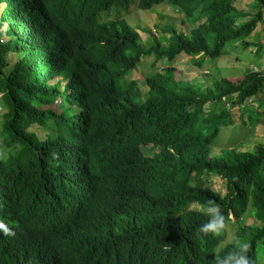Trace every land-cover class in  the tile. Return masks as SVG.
I'll use <instances>...</instances> for the list:
<instances>
[{
	"label": "trees",
	"instance_id": "16d2710c",
	"mask_svg": "<svg viewBox=\"0 0 264 264\" xmlns=\"http://www.w3.org/2000/svg\"><path fill=\"white\" fill-rule=\"evenodd\" d=\"M3 1L8 3L4 19L12 38L3 51L12 49L17 54L9 78L22 77L35 89L30 98H18L21 105H15L11 114L15 142L5 148L9 157L4 160L19 158L7 163L0 191L4 212L18 219L16 228L23 233L1 249L0 264H213L214 257L227 252H216L215 232L197 230L210 219L203 208L246 207L250 198L259 209L262 226L244 227L245 255L248 264H260L264 259V149L257 154L238 153L235 162L211 159L218 119L212 120L213 112L205 116L203 108L207 101L234 93V104L264 93V76L250 72L236 82L222 78L206 91H198L176 84L171 67L165 75L149 79L151 102L145 106L122 99V92L134 82L121 81L138 66L142 54L155 53L157 60L172 61L185 52L203 60L222 55L232 41L245 48L256 46L255 53L264 51V36L258 46L246 41L264 19V0H256V12L250 15L235 6L236 0H140L141 9L168 3L190 21L205 18L190 34L170 29L169 43L149 51L143 50L138 33L122 19L100 20L104 12L128 10L135 0ZM71 50L82 54L69 60ZM1 68V99L7 103L15 98ZM56 76L66 81L63 90L61 81L50 84ZM47 96L74 103L77 114L70 117L48 110L42 119L31 108L33 102L53 99ZM259 99L264 106V97ZM225 116L230 120L229 112L217 118ZM36 122L58 135L61 151L69 154L77 173L87 174L73 195L71 218L51 232H44L41 224L46 215L40 210L54 192L29 168L32 146L26 137ZM149 145L154 147L148 149L151 155L144 148ZM20 158L29 171L21 173ZM203 171L226 176L227 194L192 185L194 173ZM66 183L73 187L71 180ZM192 204L201 208L189 209Z\"/></svg>",
	"mask_w": 264,
	"mask_h": 264
},
{
	"label": "clouds",
	"instance_id": "9594fccd",
	"mask_svg": "<svg viewBox=\"0 0 264 264\" xmlns=\"http://www.w3.org/2000/svg\"><path fill=\"white\" fill-rule=\"evenodd\" d=\"M139 1L140 0H138V1L135 0V4L132 5L131 7H134L137 5L138 8L141 9L139 7ZM255 2H256V0H254V4H253L254 11L252 12V14H254L256 12ZM161 5H168V6H171V7H174V8L181 10L180 8L172 6L168 3L155 5L154 7L161 6ZM7 6H8V3H5L3 0H0V52H1L0 53L1 54L0 55V67H2L1 68L2 71L7 75L8 79L10 81L9 88L12 91V95H13L12 98H15V99H11V100L7 101V103L3 102V100L0 99V102L1 101L3 102V104L0 103V105L4 108V110L1 112L3 114L0 115V176H2V175L5 176L6 166L10 160L19 158V157H13V158H9V159L4 160V156L9 157V151H6L5 148L6 147L10 148L9 145L10 146L14 145V142H15L12 129L9 126V124L14 125V122L11 120L12 110H13L15 105H21L18 98H30V93L34 92V89H35V86L33 85L32 82H30L29 80H26L22 77H20V79H15L14 81H11L9 78L10 73L14 72L15 60H16L17 54L12 49H9L8 51H3L4 45H6L7 42L10 39H12L9 36V34L7 33V31L10 30V24L8 21H6L4 19V13H5ZM235 6H236V3H235ZM154 7H152L151 9H147V10L150 11ZM239 10L246 13L245 11H243L240 8H239ZM126 11H129V9L128 10H120L119 12H104L101 14L100 20H102L104 22H108V21H113V20H117V19H122L123 21H125L129 25L130 28L134 29L138 33L139 42H140V45L142 46L144 51H149L150 48H152L153 46H156V45H161V46L167 45V44H162L160 41L156 40V42L154 44H152V46L145 47L143 44V41H142V35L139 33V30L132 27L130 25V23L127 21V19L125 17H123L122 14H123V12H126ZM183 15H184V21L183 22L188 23L190 26L194 22H200V24H201L205 21V18H202L200 21H198V20L190 21L186 18L184 12H183ZM61 16L65 17L67 15L62 14ZM248 19H246V20H248ZM260 22H264V19L262 21H259V23ZM259 23H258L256 30L260 26ZM198 26L189 28L188 32L183 31V30H179V31L184 32L185 34H190ZM172 28H175V27H171L170 29H172ZM170 29L168 31H165V33H167V32L169 33V38L171 37ZM46 30L48 32L53 31L49 27H46ZM262 30L264 31V25H262ZM169 38H168V43H169ZM237 44L239 45V43H237ZM10 53H14L15 57H14V59L12 58V60H11L12 66H10V68H9L10 71H8V65L3 63V59ZM253 53H255V50L253 51ZM81 54H82V51H80V50H71L69 53V60H77ZM180 54L182 55V54H186V53L181 52L178 55H180ZM223 54H224V51H223ZM186 55H188V54H186ZM9 56H7V57H9ZM143 56H150L151 58H153V61L156 63L163 62L164 60L168 61V59H166V58L157 60L155 53L142 54L141 59ZM177 56L173 60H176ZM189 56H191V55H189ZM193 57L196 58V62H195L196 65L200 66V64L202 63V61H201L202 57L201 56H192V58ZM147 58H149V57H147ZM171 67H174V66H170L164 71L157 70L155 73L151 74L150 76H148L146 78V84H147L148 92H147L145 98H142L138 81L132 77V75L135 74V73L132 74V72H134V70L136 69V68H134L126 76V78L121 81V83H127L129 81L134 82V85L126 88L122 92V95L125 97L122 99L127 101V102L129 101L130 103H132L134 105L145 106V105L149 104L151 102L149 100L150 94H151L150 89L152 88L151 83L149 84V79L154 77L155 75H158V74L159 75H165L166 73H168V69ZM174 69L176 71L175 67H174ZM139 71H140V73H142V71L140 69H139ZM175 71H173V75H174V79H175L174 81L176 82V84H177V82L182 84L181 83L182 78H180V79L178 78V76H180L178 73H182V71L178 72L176 74V76H175ZM250 72L259 73V74H262L264 76V56L262 59V64H261V62L259 64L252 62L249 65V72L248 73H250ZM243 77L244 76H242L241 79ZM229 80L231 81V79H229ZM59 81H61V77L56 76L55 78L52 79L50 84L56 85ZM155 81H158V80H155ZM65 84H66V81L62 80L60 83L61 90H63ZM236 96H237V94L234 93L233 95H230V96H224L221 100H217L215 102H213V101H207L206 102V103H208V109L212 108L210 113L211 112L214 113L213 118H212L213 121L215 119L216 120L218 119V121L223 120L226 123V125H228V124L233 125L236 122L232 116L233 111L237 110L238 113L242 115L243 109L247 108L248 119L250 117H252L253 122H256L257 117L255 115V112L264 111V106L261 107L258 104L260 102L259 98H263L264 93L259 94L258 96L250 97L242 103H235L234 104L233 102H234ZM47 98H53V99H51L49 101L48 100H45V101L40 100L37 105H35L33 102V105L35 107L31 108V109L37 111L39 116L42 119H44L43 113L44 112L48 113V110L54 111L55 114H57V115H62L63 113H67V114H70V117L77 114V112H76L77 106L74 103H70L69 101L63 100V97L47 96ZM221 102L226 103V106H223L219 110L218 104ZM57 103H58V107L56 106ZM249 106L252 107L254 114L252 112H249V108H248ZM60 107H61V111L58 112L56 110V108L60 109ZM260 108H263V109H260ZM208 109L204 112H207ZM22 110H25V109H22ZM203 110H204V108H203ZM226 112L230 113V120H229L228 116L222 117V119L217 118L219 116L225 115ZM48 121H52V119H49ZM39 124H41V123H39V122L33 123L32 126L29 128L30 133H28V135L26 137V139L28 140V142L32 146V153L30 155L29 168L31 170L37 171V173L40 175V180L43 183V185L49 186V188H51L54 192V196L52 197V199L48 203L44 204L43 207H45V209L42 207L40 210L41 212L45 213V215H46V222L45 223L42 222L41 226L44 227V229H45L44 232H51V231L56 230L58 228V224L61 221L71 218V216L74 212V208H75V197H76V194L78 193V191H77L78 187H79L78 182L81 181L87 174L86 173L85 174H78L77 173L74 162L72 160H70L69 157H67V156H69V154L61 151V147H60V144L58 142V135L55 134L54 132L47 130L45 128V126L43 127ZM219 131H220V127L218 126L217 136L219 134ZM144 148H145V151L147 152V154L151 155L152 152L148 151V149L149 148L153 149L154 147L149 145V146H145ZM212 149H213V143H212V147L210 148V158L211 159H213L214 161H219V162L227 161L224 159H215L212 156ZM260 149H264V143L259 144L256 147V149L252 150V151H244V150L237 151V148H233V150L236 151L235 155L238 153H243V152L256 153L257 154ZM156 151L158 152L159 149L157 148ZM20 159H21V162H20L21 173H23L25 171H29L28 166L25 163V161L22 158H20ZM235 161H236V159L233 162H235ZM205 174H213L216 177L223 178V180L225 181V191L220 192V191L216 190L215 188H213L211 185L206 184V182H204V180H203V176ZM69 180L72 181L73 187L67 186L66 182H68ZM191 184L194 186L198 185V184L203 185L204 187L210 188L213 192L216 191L222 195H226L227 191L229 190L228 178L226 176H224L223 174L208 172V171H203L200 175H197L196 173H194L193 178L191 180ZM69 191H70V193H68ZM73 195H75V197H73ZM66 197H67V199H66ZM86 202H87V200L83 202L81 210L86 206V204L84 205V203H86ZM193 205H197V207H193ZM3 207H4V199H3L1 191H0V251H1V249L8 248L10 246V244L17 238V236H19L21 233H23L22 231H18L16 228V226L18 224V219L14 218L12 216H9L6 212H4ZM194 208L200 209L201 207L199 204H192L189 207V209H194ZM69 210H70V212L66 213V211H69ZM203 211L206 215H209L210 219L207 223L200 225V227L197 230L200 233H205V234L208 233L209 231L215 232V236L218 237V244H217L216 252L220 253V252H223L225 250L227 252L225 255L220 256L218 258L214 257L213 264H248V259L245 255V253L247 252V249H248L247 237L245 235L247 229H244V227H248V226L261 227L262 226V222L257 215V214H259V209L253 204L252 198H250L249 203L246 207H242V206H238V205L231 206V207L226 206L222 211H220L218 206L217 207H207L206 206L203 208ZM47 212H48V214H47ZM248 216H254L255 218H257V220H254L251 224H246L245 219ZM10 219H14V220L11 221ZM258 222H259V224H258ZM234 228H236L235 238L234 237L230 238L229 237V231L233 230ZM260 264H264V259H262L260 261Z\"/></svg>",
	"mask_w": 264,
	"mask_h": 264
},
{
	"label": "rangeland",
	"instance_id": "374dc122",
	"mask_svg": "<svg viewBox=\"0 0 264 264\" xmlns=\"http://www.w3.org/2000/svg\"><path fill=\"white\" fill-rule=\"evenodd\" d=\"M235 3L238 9H242L249 15L254 11V0H237ZM122 15L132 27L139 30L145 47L152 46L156 40L162 44H168L169 33H165V31H168L171 27L188 32L189 28L200 25V22H194L191 26L188 23H184L183 12L168 5L157 6L150 11L139 9L136 5L130 7L129 11L123 12ZM246 19L248 18H243V20ZM259 24V28L246 39V41H251L257 46L259 45L258 43H261L264 36V31L262 30L264 22H260ZM213 45L214 41L211 39L210 46L212 47ZM255 49L256 46L245 48L241 43L238 45L237 42L232 41L226 44L224 54L215 58L203 57L200 66L196 65V58H192V56L186 54L178 55L176 60H164L159 63L154 62L150 56H143L138 67L132 72V74L135 73L132 77L139 83L142 98H145L148 92L146 78L157 70L164 71L170 66L176 68L175 76L178 72L182 71V73H178L181 76H178V78H182V85H193L198 91H206L208 86H212L214 82L220 81L222 78L231 79L233 82L240 80L242 76H245L249 72V65L252 62L257 64L261 62L262 64L264 51L253 53ZM7 56V58L3 59V63L8 65V71H10L9 68L12 66L11 60L12 58L14 59L15 54L10 53ZM139 69L142 73H140ZM260 94H263V92H260ZM1 96L2 94L0 93V99ZM0 103L3 104V102ZM258 104L263 107L261 101ZM56 106L58 107V103ZM223 106H226V103H219V110ZM248 108L249 112L254 114L252 107L249 106ZM207 109L208 103H205L204 111ZM3 110L4 108L0 105V115L3 114L1 113ZM56 110L60 112L61 107L60 109L56 108ZM211 110L212 108L208 109L207 112H204V115L212 116ZM255 115L257 117L256 122H253L252 117L248 119L246 108L243 109L242 115L237 110L233 111L232 116L236 121L233 125H226L223 120L218 121L217 126L220 127V131L213 141L212 149V156L215 159L234 161L236 151L233 148H237V151H252L259 144L264 143V111L255 112ZM204 130L206 133L209 131L207 128ZM203 180L216 190L220 192L225 191V181L223 178L216 177L213 174H205ZM193 207H197V205H193ZM254 220H257V218L248 216L245 222L246 224H251ZM235 235L236 228L229 231L230 238H235Z\"/></svg>",
	"mask_w": 264,
	"mask_h": 264
},
{
	"label": "bare ground",
	"instance_id": "6f19581e",
	"mask_svg": "<svg viewBox=\"0 0 264 264\" xmlns=\"http://www.w3.org/2000/svg\"><path fill=\"white\" fill-rule=\"evenodd\" d=\"M10 61V60H9ZM8 62V61H7Z\"/></svg>",
	"mask_w": 264,
	"mask_h": 264
}]
</instances>
